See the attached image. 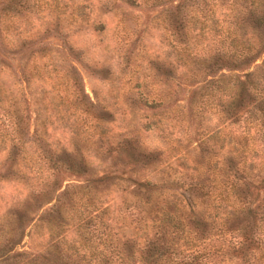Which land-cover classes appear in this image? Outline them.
<instances>
[{
  "label": "rangeland",
  "instance_id": "1",
  "mask_svg": "<svg viewBox=\"0 0 264 264\" xmlns=\"http://www.w3.org/2000/svg\"><path fill=\"white\" fill-rule=\"evenodd\" d=\"M12 3L2 17L0 3V264H44L39 255L51 232L61 262L72 264L81 224L89 247L101 250L107 232L118 248L141 242L143 221L151 234L162 212L198 219L208 201L194 199L195 190L191 206L184 189L225 181L240 160L232 143L241 138L264 172V82L249 112L233 121L241 69L191 64L226 49L230 16L244 17L248 8L259 15L264 0H27L25 9L24 0ZM174 23L183 28L175 31ZM230 33L238 48L259 46L264 26L246 22ZM14 121L24 133L18 156ZM11 154L17 160L6 171ZM209 160L215 180L206 172ZM38 191L45 197L36 198ZM146 198L150 214H142ZM207 211L219 221L222 212ZM257 216L262 235L264 211ZM231 240L219 232L195 240L194 249L213 264H264L232 257Z\"/></svg>",
  "mask_w": 264,
  "mask_h": 264
},
{
  "label": "trees",
  "instance_id": "2",
  "mask_svg": "<svg viewBox=\"0 0 264 264\" xmlns=\"http://www.w3.org/2000/svg\"><path fill=\"white\" fill-rule=\"evenodd\" d=\"M24 2L25 3L21 4V6L19 5V7L23 9L27 8V0H24ZM0 3L4 4L1 17L9 14L8 11L14 6L12 0H0ZM179 7L180 4L174 5L176 10L179 9ZM18 11L20 10L18 9ZM245 16H238V19H236L237 17L235 15L230 16L231 18L230 21H228V25L231 26L232 29L230 31L227 30L229 41L227 42L226 49L220 50L216 54L210 55L208 58H197L191 61V64L196 65L199 70L205 69L207 65L213 67L219 64L238 71L241 69L240 71L243 72V79L240 81V96L232 112L233 121H240L242 115L249 112L251 108L250 105H252V94L260 92L257 83L260 79L264 82V71L258 74V72L262 71L264 68V39L259 46V43H254L252 45L246 44L238 48L235 43V36L230 33L234 32L235 28L243 26L246 22L254 24L255 29L264 26V12L257 15L251 8H248V12ZM201 17L203 18V16ZM193 19H197L196 16H193ZM202 20H200V26L198 27L200 31L204 27ZM173 25L175 31H177L179 27L183 28V26L179 25L178 27L175 23ZM39 43L41 42L37 44ZM47 44L48 43H41L40 45L48 46L49 44ZM257 46L258 51H256ZM229 48L232 50H228ZM259 56H262L260 62L253 64V68L248 71L250 64L254 63ZM200 65H202V68H199ZM4 67L7 66L5 65ZM222 76L227 78V76ZM13 127L16 135L15 138L17 139V147L13 151V155L18 156V154H22L21 147L24 144V133L18 121H14ZM208 137H212V135ZM241 139V143L240 141L232 143V150L236 155H239L240 160L237 162V166L232 164L231 172L226 175L225 181L222 180L220 183L219 181L215 182L214 185L206 187V189H202L204 188L202 185H198V189H195L196 184H188V188H185L183 191L185 193L183 198L187 201V204L194 206L190 192L196 190L194 194L196 197L194 199H202L201 203L207 200V210L210 209L212 212L217 213L222 212L218 222L210 220L214 214H218L214 213L211 215L207 210L202 212L198 219L194 218V213L187 215L185 212V216H182V212H162V218L159 219L158 224H152L151 227L154 228V230L150 232L151 234L148 233L147 224L143 221L140 233L137 235L135 233L136 237L141 239V242L137 243L134 238L129 239V241L125 240L120 243L123 247L118 248V243L116 241H114L116 246H113V242H111L112 238L115 240V236H113L115 234L111 236L110 233L107 232L104 242L98 243L102 246L101 250H96L92 246L89 247V241L85 237L83 225L81 224L78 225L80 228L79 231H77L79 240L76 242V245L70 248V254L74 256L72 264H213L209 263L208 260H202L203 256L194 249L196 247L195 240L201 237L204 239L208 236L216 235L219 232L222 234H229L230 238L234 239L230 242L232 257L241 259L242 262L249 261V257H255V260L263 262L264 233L262 235L261 233L259 235L256 234L257 229L255 227L256 220L262 218V216H257L258 212L264 211V172H261V168L255 163V159H257V151L255 148H249L247 141L245 139L243 140V138ZM13 155H9L7 158V164L5 166L6 171L11 168L14 161L17 160V156ZM206 165L208 167L206 172L209 171L212 175V179L215 180V162L209 160ZM223 170L225 174L227 169L223 168ZM218 172H220V169ZM4 174L5 172L2 173V175ZM229 175L231 179L227 178ZM51 185L54 187L57 186L56 176L53 177ZM57 188L58 187L53 191H56ZM147 193L148 195L153 193L149 185L147 186ZM148 195L146 197H148ZM37 197H45V192H36V198ZM146 200L143 204L147 206V212H142V214L152 213L148 212L150 211V206H148L150 205V200L148 198H146ZM214 201L216 202L213 204ZM54 217L55 215H51L49 218L54 219ZM184 221H186L187 224L183 223ZM186 225H191V227L194 228L192 230H187ZM206 225H210V228H207ZM215 225L218 228L214 229ZM211 229H214V231H212L213 233L206 234L211 231ZM188 236H191L190 240ZM49 237L50 238L46 242V247H44L45 252L39 255L41 259L40 262L44 264H64L61 262L63 253L57 241L58 234H52L51 232ZM179 240L181 244H178ZM107 245L110 246L111 252H109V254L112 253V255H116L115 259H112L111 255L105 253L104 247ZM256 254L257 256H254ZM203 255H205V253H203Z\"/></svg>",
  "mask_w": 264,
  "mask_h": 264
}]
</instances>
